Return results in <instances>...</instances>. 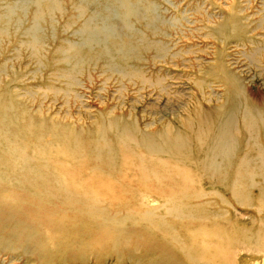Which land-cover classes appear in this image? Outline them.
Wrapping results in <instances>:
<instances>
[{"label": "rangeland", "instance_id": "374dc122", "mask_svg": "<svg viewBox=\"0 0 264 264\" xmlns=\"http://www.w3.org/2000/svg\"><path fill=\"white\" fill-rule=\"evenodd\" d=\"M38 182L103 229L0 264H264V0H0V183Z\"/></svg>", "mask_w": 264, "mask_h": 264}, {"label": "bare ground", "instance_id": "6f19581e", "mask_svg": "<svg viewBox=\"0 0 264 264\" xmlns=\"http://www.w3.org/2000/svg\"><path fill=\"white\" fill-rule=\"evenodd\" d=\"M248 112L252 113L247 110L245 115L249 116ZM31 185L35 187L28 190L26 188L21 189L19 186L13 184L9 185L0 183V237L4 240V242H6V244L15 241V239L17 241L25 240L26 242L37 235L44 236V231L35 226L36 223L46 227L50 224H54V226L61 228H63L64 224H68L70 227L67 231L71 232L73 230V232L67 234L66 237L67 239L68 237L72 238L69 240H72L73 242H76V240L79 239L78 237L77 239L75 238V233L77 235L83 227H92L95 230L101 228L93 227L90 224V221L84 218L85 215H81L82 213H86V210H80V208H70L68 209L70 211H67L64 208H60V205L56 204L57 201L55 199L60 197L59 193H61V189L53 191L52 187H50L51 183L46 182H38L37 186L35 183H31ZM73 185H75V183H73ZM28 215L31 220H29L30 218ZM87 215L90 216L88 212ZM55 221L58 223H55ZM54 226L52 225V227H48L47 230L54 233ZM104 230L109 232L111 235L113 229L105 227ZM114 230H116L117 234L125 233V235H128L125 231L120 232L119 229ZM60 232L61 235L64 233L63 230ZM60 234H58V236ZM139 234L141 235L142 233ZM139 234L137 237H140ZM56 236L57 235L54 234V237ZM141 236H144L145 245L141 246V243L138 240L137 242L131 244V246L135 249L143 247L145 253L143 254L144 256L139 259L140 262L144 259L150 264H180L176 255L170 249L163 246L161 242L164 240L160 242V239L157 237L144 235V233ZM221 236L218 238V236L213 232L212 236L203 239L204 241L209 242V262L212 264H227V258L224 260V255L222 253L224 251L223 249L227 248L228 242H226L227 239L224 234H221ZM113 237L115 236L113 235ZM223 239H225L224 244L222 243ZM46 241L47 239H45V237L43 240H40V246H45L44 244ZM148 241H150V243ZM127 256L130 260L134 259L131 251H129V255Z\"/></svg>", "mask_w": 264, "mask_h": 264}]
</instances>
